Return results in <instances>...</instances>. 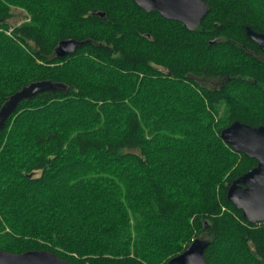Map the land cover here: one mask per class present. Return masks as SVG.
I'll return each mask as SVG.
<instances>
[{
	"label": "trees",
	"instance_id": "1",
	"mask_svg": "<svg viewBox=\"0 0 264 264\" xmlns=\"http://www.w3.org/2000/svg\"><path fill=\"white\" fill-rule=\"evenodd\" d=\"M205 2L189 31L133 0H0V107L30 82L68 87L0 131V250L164 264L203 238L209 264H264V223L226 199L256 160L220 137L264 125V52L245 32L264 34V0ZM68 38L85 43L58 58Z\"/></svg>",
	"mask_w": 264,
	"mask_h": 264
},
{
	"label": "water",
	"instance_id": "2",
	"mask_svg": "<svg viewBox=\"0 0 264 264\" xmlns=\"http://www.w3.org/2000/svg\"><path fill=\"white\" fill-rule=\"evenodd\" d=\"M146 11H156L163 18L180 22L193 31L208 13L205 0H133ZM103 17V14L101 15ZM247 37L264 52V34L245 27ZM85 42L73 38L59 41L55 48L58 58H64L76 52ZM67 85L51 80L30 82L11 94L0 107V131L5 127L8 118L17 110L22 101L36 95L52 91L66 92ZM220 137L235 152L256 160V165L237 177L228 186L226 199L242 212L244 220L251 224L264 223V125L257 127L234 121L220 131ZM208 239L195 238L179 255L164 264H209L204 252L209 246ZM0 264H73L60 259L47 251H27L11 253L0 250Z\"/></svg>",
	"mask_w": 264,
	"mask_h": 264
},
{
	"label": "rangeland",
	"instance_id": "3",
	"mask_svg": "<svg viewBox=\"0 0 264 264\" xmlns=\"http://www.w3.org/2000/svg\"><path fill=\"white\" fill-rule=\"evenodd\" d=\"M13 8H14L13 12L15 14V17L11 21L15 23L22 22L24 18L27 16V13L23 11V9L19 6H14Z\"/></svg>",
	"mask_w": 264,
	"mask_h": 264
}]
</instances>
